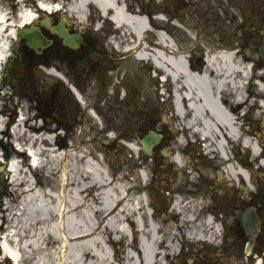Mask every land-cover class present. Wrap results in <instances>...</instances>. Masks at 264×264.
Listing matches in <instances>:
<instances>
[{"label":"rangeland","instance_id":"rangeland-1","mask_svg":"<svg viewBox=\"0 0 264 264\" xmlns=\"http://www.w3.org/2000/svg\"><path fill=\"white\" fill-rule=\"evenodd\" d=\"M206 2H208V0H140V7L146 13H149V10H151L152 7H155L156 11H162L161 15L165 17L167 22L160 23V26L162 28H167L170 36L173 35L176 38L175 40L178 48H181L186 47L190 42L195 41L193 39L194 37L198 39H206L205 36L199 35V33L203 32V25L205 24L206 32L211 34L210 37L215 39L219 37L213 34L219 31L217 28H214L217 26L218 20L214 21L215 23L201 22L200 20L197 22L196 18L192 17L193 13L191 15L189 13V11H192L194 8H198L196 9L197 11L203 12L205 6H207ZM222 2L224 3V6L232 4L230 0H222ZM22 4H25L26 6L28 5V3ZM210 4L211 7L213 6L215 8L216 5L214 2H211ZM18 7L16 0H0V12L5 16L7 24H12V19H16L15 15ZM226 8L229 12H233L232 9L228 7ZM221 9L223 8L217 7L215 9L220 17L222 16ZM210 11L212 13V9H210ZM263 12L264 10H257L256 18L261 14L262 17L260 20H257L255 24L256 29L253 31L254 36L251 39V43L256 46L259 44V38L264 35ZM88 21L89 20L85 22V25L90 23ZM91 22L94 23L93 20ZM223 22L228 28L232 27V22H229L228 20H223ZM241 22L240 19L235 20V24ZM105 24L106 23L101 24V28L97 35H93V33L89 32L90 37L97 40L99 47L101 48L99 51V57L101 58H99V60L105 57L106 47L104 46L108 47L105 36H102L104 40L98 39L102 34L106 35L107 24ZM154 25L157 27V23L155 24L154 22ZM175 28L177 29V32H175ZM150 37L151 36L148 35L146 39L149 41V45L152 43ZM153 37L154 39L156 38V36ZM7 40L9 44L12 43V40H9V38ZM251 53L254 54L253 57L258 60V68H263L264 59L258 57L254 47L250 46V49L242 54L250 55ZM123 55L128 96L132 95L131 97L135 98V101L144 102L146 107H154L158 106V104L162 105L164 102L163 100L168 97L169 93L166 88L171 90L169 82L162 84L157 79L152 80L150 75H148L150 72L149 64L145 63L144 65H141L140 62L130 61V58H128L127 54L124 52ZM107 65V62L104 63L102 61L99 68L96 70L95 76H93L88 82H82L84 74H81V70L77 73V76L79 77L77 82L81 83L83 94L82 99L84 103H82L80 110L77 108L75 129L72 130V132H66L63 138L51 135L53 138L49 144L46 141L40 142L39 140L33 142V137L42 136L41 138H44V136L49 134L41 130L47 132L55 131V128L57 127L56 124L52 125V121H50L51 123L44 124V127L46 126L45 128L48 127L45 129L42 126V128L39 127L37 123L33 122L32 118L34 112L28 109V107L30 108L31 106L28 102L30 101L33 104V100L36 101V99L31 97L30 94H26L25 89L20 90V88H17V93L14 92L13 88L8 85V82L3 79L2 70L0 71V111H4L2 113L4 116L3 119L6 120V118L9 117L8 113L13 110V107H15L14 102L17 103L16 106L21 103L20 114H22L23 117L30 118L28 123L25 122L23 126L19 125L22 133L19 131L16 133L15 125H17V122L15 120L12 121V136H10V138L13 141H16L17 139L20 144L25 146H27V144L31 145L32 143L34 147L51 148L54 150L53 152L43 150L39 153L38 158L42 161L41 166L37 169H30L27 168V156L25 154L18 155L14 152L15 150H13V147H9V141H2L9 153V158L19 159V165L22 170L16 180L18 184L13 181L11 184L9 181V174H7L6 179H4L5 184L1 185L0 242L2 241V233L7 232V230L10 229V216H8V212H10L9 209L12 210V212L17 211L18 208L22 206L20 202L23 201V199H28V209L38 207L43 210H56L61 201V179L64 168L68 172L67 175H69L65 184L66 201H68V203L70 202L71 194L68 191L74 188L73 180H75L77 175L81 177L79 174L81 173V167L80 169L78 168L77 175L72 168L74 153L79 152L85 155V157L79 161L80 166L82 161H86L88 158L93 159V162L99 161L97 166L106 171L109 177L113 179V182L121 181L122 183H129L132 187L129 192L130 198H134L135 195L141 193L136 192V188L141 187L148 199V203H151L153 208L154 220L161 221L163 218H167L169 223H176L179 217L177 216L174 218L172 216L170 205L177 197L187 201H196L198 204V212L203 213L206 209L208 212L216 213L223 218L225 221L223 223L225 238L222 241L217 239L215 243H210L205 241L198 242L186 240L185 242L180 240L177 244V253L172 255L168 261L174 262L176 258H179L180 262L178 264H251L249 257L245 255L247 237L243 234L242 229L239 230L238 228L237 230L233 227V224L238 220L234 213V209H240L241 211L242 208L245 207L238 204L239 199L244 198L242 197L240 190L241 186L244 184L243 181L239 178H232L229 181L232 186H230V190L226 192L228 193L227 197L217 196L214 190L210 192L207 190V187L210 186L208 181L212 176L213 170H211V174L206 172V176H209V178L204 177L206 182L203 180L199 181V178L197 177L198 171H200V169H205L207 164L211 165L213 169L224 166L215 153L210 152L208 154H202V152H200V157L196 154L197 157L191 160L186 167V173L189 174L187 175L184 173L188 176V180L184 185L176 172H172L168 161L160 155L159 151H154L151 157H147L140 150L134 151L132 147H139L138 139L141 138L147 130L155 124V122L165 120L168 126H172L171 120L168 117L167 112L164 110L160 111V114H157L156 116L140 115L138 117H129L128 120L124 119L125 122H123V124L125 126L117 123L114 118L109 117L106 97V87L108 84V75L106 73ZM31 75L34 79V86H40L45 80L38 68H35V71ZM253 93L254 87L252 85L251 94ZM8 96L10 98H7ZM242 105L245 106V104ZM87 109L95 110L99 119L98 123L93 121L89 116ZM252 112L253 119H251L250 122L251 129L259 130V124L255 118L254 110H252ZM121 141L126 143V145ZM0 148L4 147L0 144ZM61 151L63 152L62 154L67 157L66 161L59 158ZM3 154L5 153L3 152ZM184 156L185 153L183 154V157ZM229 158L230 160L234 159L230 154ZM243 160L244 156L241 153L236 165H242ZM139 171L147 174L148 180L146 182L142 179V174ZM171 180L175 181L171 182ZM28 184L33 189L32 191L26 192L25 188H28ZM161 187L162 191L160 190ZM174 187H177L179 192H174L172 190ZM218 187L223 189L222 186ZM94 192H99V189L94 190ZM86 194L89 196L87 192L83 195ZM202 194L206 195L201 197ZM245 198L246 204L257 208L262 217V224L264 226L263 168H261V172H258L257 176L254 178V182L252 181L250 183V189ZM83 212L86 216L90 214L87 209H83ZM73 216L72 218L76 220V216ZM77 222L82 223L78 218ZM51 224L55 228L54 233L58 241L53 242L52 239H48V244H42L41 242H38V240H35V244L41 246V249L25 253V259L21 264H72L74 256L76 255L77 247L80 246L82 241H74V234L69 230L66 232V236L69 240L64 243L61 239V232L57 227V221L54 220ZM102 236L103 242L106 245L103 256L110 260H112V258L115 259L112 261H115L117 264H123L126 242L116 235L114 243L110 244L108 243L107 235L102 234ZM133 245H137V239L136 241L134 239ZM180 246L181 250L178 251ZM82 248L85 253L89 252L88 246L82 245ZM263 251L264 239L262 245H255L254 252L251 253L250 256L255 257L256 255H260ZM182 252H184V256L182 255ZM47 253H49L50 256H47ZM0 264H12L11 261L3 257L1 251ZM111 264L114 263L111 262Z\"/></svg>","mask_w":264,"mask_h":264},{"label":"bare ground","instance_id":"bare-ground-1","mask_svg":"<svg viewBox=\"0 0 264 264\" xmlns=\"http://www.w3.org/2000/svg\"><path fill=\"white\" fill-rule=\"evenodd\" d=\"M60 4L65 8V18L67 15L76 18L79 22L85 20V7L93 5L97 8L98 18L100 14L109 15L110 21L117 25L122 39L123 52L127 54L130 61L147 63L150 66V78L157 79L153 73L161 71L164 78L169 82L173 91L175 102V114L182 118L190 114L189 120L185 122L188 128H194V121L199 122L197 132L206 137L210 143L206 146L207 154L213 151L220 162L223 173L231 180L232 178H241L249 184L256 176L251 171L250 179L248 173L242 165H236L227 160L228 152L225 149V143L222 136L229 135L231 140L237 137L238 131L233 122L232 114L226 110L219 98L228 88L233 90L234 96L232 102H239L244 96V80L253 76L251 57L244 55L236 59L231 54L222 52L206 56L205 67L194 69L189 68L185 56L175 51L172 40L163 33L157 34L158 46H151L146 40L145 30L147 29V19L149 23H154L150 14H157L155 7L146 13L140 7V0H60ZM18 13L16 19H12V24H7L5 16L0 12V66L6 59L8 38H16L15 31L21 26H26L37 22L34 13L27 9L21 1L17 2ZM49 10L52 7L44 5ZM143 14H147L144 16ZM149 15V16H148ZM161 18V16H159ZM97 18V19H98ZM92 19V18H90ZM99 20L95 22V27L99 28ZM113 33H117L113 31ZM115 47V46H114ZM258 79L264 81V69L258 74ZM250 91V90H249ZM252 96H257L261 103L257 109V121L262 122L264 130V84L258 83V88L253 94L246 96V103L253 107L255 100ZM185 99V102L183 101ZM78 101L83 103L78 95ZM245 101V100H244ZM184 102V103H183ZM183 103V104H182ZM188 107V108H187ZM225 107V108H224ZM88 114L93 121L97 123L98 118L95 112L88 110ZM3 120H0V129ZM16 133L21 132L19 124L15 126ZM264 132L260 135V141L264 145ZM34 136L33 142L39 140L46 141L48 144L52 141V136L46 135ZM217 137V139H216ZM242 143L254 155L257 151V145L250 138H245ZM214 146L211 148L210 146ZM31 159L28 160L27 167L39 168L41 162L38 158L43 150L53 152L51 148L28 146ZM138 151V147H132ZM59 158L67 160L66 155L59 154ZM63 155V156H62ZM85 157L83 153H74L72 168L77 175L78 168L81 167L79 177L73 180L74 188L68 192L71 194L70 202L66 201V180L69 177L64 168L62 172V192L61 201L56 210L41 208H29L28 199L20 202L22 205L17 211L8 212L10 216V229L3 237L1 254L5 259L20 264L25 259V253L37 249L41 246L35 244V240L42 244H48V239L57 242L58 239L54 233L52 221H57V227L61 232V239L66 243L69 239L66 232L71 230L74 234V241L81 240L82 243L77 247L76 255L72 264H111V260L103 256L106 245L103 242L102 234L108 237V243H114L115 236L126 242V250L123 264H165L169 258L177 251V244L180 240L185 241H207L213 243L214 233H209L211 229L209 220L200 219L195 222L196 205H188V213L182 211V205L179 197L171 204L172 216L179 217L176 223H169L167 218L161 221H151L148 219L147 209L144 207V195L134 196L135 202L130 204L131 186L129 183L121 181H110L106 171L97 166L99 162H93V159L79 161ZM172 162L181 169L177 170L178 176L186 182L183 170L186 164L179 154L171 157ZM264 167V160L261 161ZM7 172L10 175V183L16 182L21 172L19 162L15 158L10 159L7 164ZM66 167V165H65ZM142 179L146 178V173L141 172ZM151 179V178H149ZM175 180H171L174 182ZM18 184V182H16ZM247 184V185H248ZM128 186V187H127ZM26 192L32 191L28 184ZM99 192H94L98 190ZM141 190V191H139ZM142 188H136V192H142ZM178 192V188H172ZM88 193L89 196L83 195ZM31 201V200H30ZM143 202V204H142ZM87 209L88 216L83 212ZM76 216V220L72 216ZM135 215V216H134ZM74 217V216H73ZM81 220L82 223H78ZM130 235L137 238V245H131ZM89 239V240H87ZM87 240V242H86ZM38 244V243H37ZM82 245L88 246L89 252L83 251ZM43 251V250H42ZM20 254V257H19ZM18 255V257H17ZM47 256H50L47 253ZM252 264H264V259L248 256ZM180 262L179 259L175 264Z\"/></svg>","mask_w":264,"mask_h":264},{"label":"flooded vegetation","instance_id":"flooded-vegetation-1","mask_svg":"<svg viewBox=\"0 0 264 264\" xmlns=\"http://www.w3.org/2000/svg\"><path fill=\"white\" fill-rule=\"evenodd\" d=\"M220 1L222 2V0H208L203 12L197 11L196 9L198 8L189 11L190 15L193 13L192 17H195L197 22L200 20L201 22L215 23L214 21L218 20L217 26L214 28L219 30L213 33L219 36L217 40L210 37L211 34L206 32L205 24V32L203 30L199 35L205 36L206 39H199L194 46L192 45L182 50L188 56L189 68H203L204 65L198 66L196 62L199 57L203 58L204 55L227 52L233 56H237L240 53L248 51L250 46L258 49V46L262 43V37L259 38L257 46L251 43V39L254 36L253 31L256 29L255 24L262 17L261 14L256 18L257 10H264V0H230L232 4H228V6H224V3L222 2L221 4ZM211 2L215 3V8L210 6ZM217 7L223 8L221 9V17L215 11ZM226 7L232 9L233 12H229ZM210 9H212V13ZM237 19H240L242 22L235 24V20ZM223 20L232 22V27L228 32L224 29ZM47 22L50 25L49 27L44 26L43 20L39 19L36 26L39 27L46 38L51 40V44L44 48L40 54H36L34 50L29 49L24 44V41H14L11 46L10 57L3 66V75L15 90L17 88L27 90L33 98L42 104L45 113L44 118L48 120L49 117L57 123L58 127L56 131L72 132L75 129L77 107L72 89L77 90L80 87L79 82H77L79 80L77 73L81 70V74H84L85 78L93 76L97 65L102 63V61L108 64L106 69L108 75L106 97L109 117L114 118L117 123L125 126L123 124L125 122L124 119L128 120L129 117H138L140 115L156 116L160 114V110H165V105L163 104V106L158 104V106L146 107L144 102L135 101V98L131 97L132 95L128 96L127 80H125L124 71V56L122 54L123 44L119 31L113 33L111 27L107 28L109 30L106 35L108 47L106 46L105 57L99 60L101 58L99 57L101 48L98 41L90 37L89 32L96 35V33L91 31L90 27H78L73 22L63 21L62 18H56L55 16L47 18ZM61 22L69 33L80 34L81 39L77 49H72L65 45L62 38L51 31L52 27ZM40 66L44 68L42 76L45 80L40 86H34V79L31 74L35 71V68L39 69ZM50 72H53L55 75L49 74ZM248 94H251L249 89H247L245 95L247 96ZM245 95L239 102H232L234 93L232 89L228 88L221 98H219V101L223 106L227 107L226 110L229 114H232L234 118L233 122L239 134L235 139L231 140L224 133L222 137L225 139V146L229 151L235 153L243 152L245 157L244 165L249 166L248 162L252 157L249 154L250 150L242 141L245 138H250L255 143L256 137L255 129H251L250 124L253 108L246 103ZM183 101L185 102V99ZM242 104H245V106ZM166 108L169 110V115L172 118L174 133L166 125H163L160 132L162 135L160 147L167 142L171 143L173 153H179L183 150L188 153L191 159H195L197 157L196 154L198 155L210 143L206 140L205 136L197 132L196 128H198L199 122L197 120L194 121V128L186 126L182 128L179 126V117L175 114V108ZM189 118L190 114H186L181 118V121L186 122ZM183 137L185 139L182 145ZM210 148H214V146L212 145ZM6 158H8V154L0 159V165L4 166V168ZM3 170L0 166V182L2 181V177H4ZM198 176L199 181H205L202 176V170L199 171ZM208 182L210 186L207 187V190H214L217 196L227 197L228 193L218 187L221 186V181L218 178L216 170L213 171ZM234 213L238 216V209H234ZM233 227L237 230L238 228L239 230L242 229L238 220L233 224ZM263 239L264 228L255 237L253 249L256 244L262 245Z\"/></svg>","mask_w":264,"mask_h":264},{"label":"water","instance_id":"water-1","mask_svg":"<svg viewBox=\"0 0 264 264\" xmlns=\"http://www.w3.org/2000/svg\"><path fill=\"white\" fill-rule=\"evenodd\" d=\"M58 34H60L65 43L70 45L71 47L75 48L77 46L78 38L73 36H68L66 31L62 27H59L54 30ZM20 38L26 39V44L31 48L40 51L43 46H46L49 42L45 40V38L39 33L38 30L30 28L29 31L25 32L24 30L19 32ZM159 135L153 131H150L140 142L142 143L143 150L146 151L148 154L151 152V147L155 145L159 140ZM241 221L246 229V231L250 234H255L256 230L259 226V220L254 212V209H250L246 211L242 217ZM252 239L249 240L251 243ZM249 243V244H250Z\"/></svg>","mask_w":264,"mask_h":264}]
</instances>
